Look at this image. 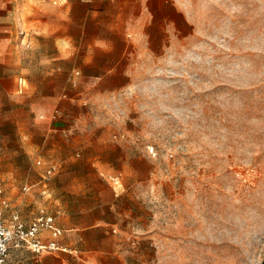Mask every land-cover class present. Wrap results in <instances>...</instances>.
Returning a JSON list of instances; mask_svg holds the SVG:
<instances>
[{"label":"rangeland","instance_id":"374dc122","mask_svg":"<svg viewBox=\"0 0 264 264\" xmlns=\"http://www.w3.org/2000/svg\"><path fill=\"white\" fill-rule=\"evenodd\" d=\"M186 9L191 33L139 58L133 86L102 103L72 100L63 122L75 146H98L74 158L108 162L120 156L109 146H124L150 162L128 264H264V0ZM3 130L0 187L17 206L32 172Z\"/></svg>","mask_w":264,"mask_h":264},{"label":"crops","instance_id":"0c3cea01","mask_svg":"<svg viewBox=\"0 0 264 264\" xmlns=\"http://www.w3.org/2000/svg\"><path fill=\"white\" fill-rule=\"evenodd\" d=\"M191 30L186 0H0L1 134L17 136L18 156L32 172L17 206L3 192V219L18 213L28 223L45 208L63 231L60 244L74 251L35 256L10 248L6 264L130 262L140 223L136 191L152 177L150 162L124 146H109L120 156L108 162L74 158L98 146H75L63 121L73 99L111 100L135 84L139 58L169 52ZM50 165L57 172L44 183Z\"/></svg>","mask_w":264,"mask_h":264},{"label":"built area","instance_id":"2783aa9c","mask_svg":"<svg viewBox=\"0 0 264 264\" xmlns=\"http://www.w3.org/2000/svg\"><path fill=\"white\" fill-rule=\"evenodd\" d=\"M56 172V166H48L42 181L47 183ZM23 191H28V188L24 187ZM8 207L9 201L0 187V264H6L10 248H26L35 256L74 253L60 244L63 231L57 226L54 214L49 213L45 208H40L37 215L28 223L23 222L18 213H13L9 221H5L1 213ZM43 234L47 235L43 237Z\"/></svg>","mask_w":264,"mask_h":264}]
</instances>
